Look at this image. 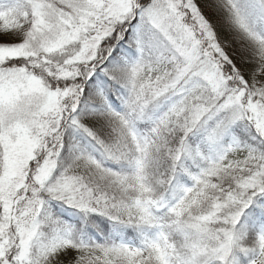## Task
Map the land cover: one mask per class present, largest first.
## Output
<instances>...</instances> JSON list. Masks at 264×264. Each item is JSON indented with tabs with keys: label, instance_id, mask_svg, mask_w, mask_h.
<instances>
[{
	"label": "snow or ice",
	"instance_id": "1",
	"mask_svg": "<svg viewBox=\"0 0 264 264\" xmlns=\"http://www.w3.org/2000/svg\"><path fill=\"white\" fill-rule=\"evenodd\" d=\"M0 264H264V0H0Z\"/></svg>",
	"mask_w": 264,
	"mask_h": 264
}]
</instances>
